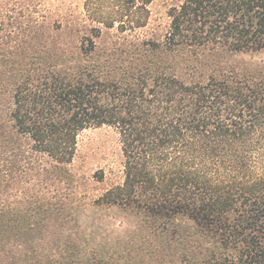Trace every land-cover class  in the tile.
<instances>
[{"label": "trees", "instance_id": "trees-1", "mask_svg": "<svg viewBox=\"0 0 264 264\" xmlns=\"http://www.w3.org/2000/svg\"><path fill=\"white\" fill-rule=\"evenodd\" d=\"M152 1L0 42V264H264V61L236 59L264 53V0H183L149 34ZM103 125L125 177L88 197L71 164Z\"/></svg>", "mask_w": 264, "mask_h": 264}, {"label": "rangeland", "instance_id": "rangeland-1", "mask_svg": "<svg viewBox=\"0 0 264 264\" xmlns=\"http://www.w3.org/2000/svg\"><path fill=\"white\" fill-rule=\"evenodd\" d=\"M97 1L0 0V42L19 43L35 31H42L48 42L76 44L82 37L79 29L95 23L92 18L99 8ZM182 1L153 0L149 5L151 18L145 31L149 34L164 31L169 23L168 9ZM236 59L244 62L264 61V53H241L236 55ZM124 161L120 134L114 127L103 125L82 131L71 164L79 193L98 197L112 186L121 184L125 177ZM7 194L4 197L11 200L12 197ZM108 214L113 213L109 209L94 212L95 217L106 218ZM116 214L119 215L111 220L110 225L115 226L123 219L119 211Z\"/></svg>", "mask_w": 264, "mask_h": 264}]
</instances>
